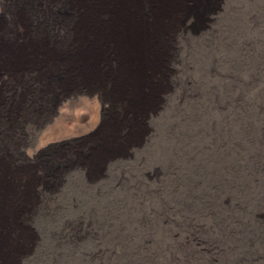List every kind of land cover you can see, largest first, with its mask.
<instances>
[{
	"label": "rangeland",
	"instance_id": "1",
	"mask_svg": "<svg viewBox=\"0 0 264 264\" xmlns=\"http://www.w3.org/2000/svg\"><path fill=\"white\" fill-rule=\"evenodd\" d=\"M0 264H264V0H0Z\"/></svg>",
	"mask_w": 264,
	"mask_h": 264
}]
</instances>
